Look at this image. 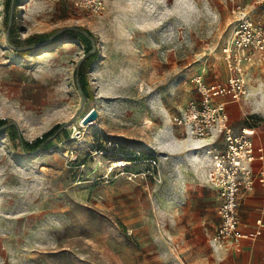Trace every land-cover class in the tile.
<instances>
[{
  "label": "rangeland",
  "instance_id": "374dc122",
  "mask_svg": "<svg viewBox=\"0 0 264 264\" xmlns=\"http://www.w3.org/2000/svg\"><path fill=\"white\" fill-rule=\"evenodd\" d=\"M83 1L18 0L11 35L20 42L64 27L91 31L92 98L72 121L81 103L74 69L92 40L64 33L19 56L6 42L0 0V119L29 141L62 125L49 148L31 153L16 145V133L0 132V264H191L197 253L176 245L197 213L211 229L214 197L201 150L178 142L186 137L173 117L198 99L194 75L225 80L233 5L264 26V1L102 0L99 12ZM262 62L249 69L248 95L235 103L237 126L264 128ZM92 108L98 117L83 126L78 117ZM150 158L156 179L128 178ZM204 253L210 264L226 263L208 244Z\"/></svg>",
  "mask_w": 264,
  "mask_h": 264
},
{
  "label": "built area",
  "instance_id": "2783aa9c",
  "mask_svg": "<svg viewBox=\"0 0 264 264\" xmlns=\"http://www.w3.org/2000/svg\"><path fill=\"white\" fill-rule=\"evenodd\" d=\"M261 3L264 0H249ZM83 6L93 12L103 8L102 0H84ZM232 13L236 23L222 48L226 78L222 82L206 83L202 74L191 78L199 95L189 101L173 117V122L200 145L206 156V180L217 192L218 223L209 238L216 250L238 248L242 240L255 241L263 232L264 221L256 220L252 230L241 227L240 199L257 184H264V146L255 142V127L243 125L234 129L227 105L238 102L248 94V70L264 60V26L252 16V11L235 3ZM148 166L140 173H129L156 179V159L147 160Z\"/></svg>",
  "mask_w": 264,
  "mask_h": 264
},
{
  "label": "crops",
  "instance_id": "0c3cea01",
  "mask_svg": "<svg viewBox=\"0 0 264 264\" xmlns=\"http://www.w3.org/2000/svg\"><path fill=\"white\" fill-rule=\"evenodd\" d=\"M261 62L262 61L257 63L260 64ZM257 63H255L254 65H256ZM254 65L250 66V68ZM235 103L237 102H230L227 105V108L230 116V123L235 129H237L243 125L237 126L234 124L233 112ZM254 137L256 143L262 144L264 146V128L255 127ZM204 181L205 185L213 190L212 194L214 199L212 202V211L215 221L211 225V229H208V225H204L207 216L197 213V221L192 227L190 236L183 237L182 235H180V241L176 245L177 248L180 249L179 251L182 253L186 251L197 253V259L191 264H210L208 256L206 255L205 257L207 259H203L202 256L203 254H205L204 252L207 244L210 247L209 238L219 220L217 215V192L214 187L207 182V180ZM197 185L198 184H196V186ZM239 216L241 220V227L244 230L254 229L256 226V220L258 218H262V220L264 221V184H257L254 191L245 194L240 199ZM218 252H222L226 256V263L224 264H264V228L262 235L257 240H242L238 248L230 247L227 249L218 250ZM211 264H221V262L214 261Z\"/></svg>",
  "mask_w": 264,
  "mask_h": 264
},
{
  "label": "trees",
  "instance_id": "16d2710c",
  "mask_svg": "<svg viewBox=\"0 0 264 264\" xmlns=\"http://www.w3.org/2000/svg\"><path fill=\"white\" fill-rule=\"evenodd\" d=\"M18 4V0H5L4 7L6 9L5 13V30L8 35L9 43L13 46V51L19 56H25L37 47L47 46L53 44L57 41L63 39L64 33L70 34V39H78L82 44L86 45V41L92 40L94 42V37L91 31L82 26L64 27L58 29L54 32L40 35H30L23 41L17 42L12 38V34L15 30V8ZM96 59V51H91V46L85 50V54L76 65L74 69V79L77 88H80L86 98H92V93L89 92L88 82H87V72L88 66L92 64ZM61 124L54 125L47 132L43 133L41 136L34 138L33 140H25L23 136L19 133L18 127L13 121L6 119H0V132L10 131L12 139H15V134L17 135V146L23 153H31L40 149H47L50 146L51 140L58 135L61 131Z\"/></svg>",
  "mask_w": 264,
  "mask_h": 264
},
{
  "label": "water",
  "instance_id": "95a60500",
  "mask_svg": "<svg viewBox=\"0 0 264 264\" xmlns=\"http://www.w3.org/2000/svg\"><path fill=\"white\" fill-rule=\"evenodd\" d=\"M6 42L8 43V45L10 47L13 48V46L9 43V40H8V35L6 34ZM96 50V46H95V43L92 42L91 44V51H95ZM83 57V56H82ZM82 57L80 58V60L82 59ZM80 60L78 61V63L80 62ZM77 63V65H78ZM78 91H79V94H80V97H81V103H80V108L78 110L77 113H75L72 117H71V120L74 121L76 119V116L77 114L82 110L87 98L86 96L83 94L82 90L80 88H78ZM98 117V112L96 109L92 108L90 109L86 114L85 116L83 117L82 119V123L83 124H87V123H90L92 121H94L96 118Z\"/></svg>",
  "mask_w": 264,
  "mask_h": 264
},
{
  "label": "bare ground",
  "instance_id": "6f19581e",
  "mask_svg": "<svg viewBox=\"0 0 264 264\" xmlns=\"http://www.w3.org/2000/svg\"><path fill=\"white\" fill-rule=\"evenodd\" d=\"M83 117H84V115H80L79 117H78V122H81L82 121V119H83ZM81 124L83 125V123L81 122ZM86 124H84L83 126H85ZM178 141V140H177ZM178 142H180V144L182 145V146H184V147H186V148H190V149H196V148H199L200 147V145L199 144H197L196 142H194L192 139H190L189 137H187V138H184V139H182V140H179ZM177 144V143H176ZM179 144V143H178ZM204 158H205V161H206V156H204ZM121 161V160H120ZM120 161L119 162H116L115 163V167H117V166H120V165H122L123 163H120Z\"/></svg>",
  "mask_w": 264,
  "mask_h": 264
}]
</instances>
